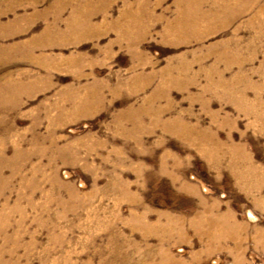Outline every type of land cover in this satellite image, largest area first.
<instances>
[{"label":"rangeland","instance_id":"1","mask_svg":"<svg viewBox=\"0 0 264 264\" xmlns=\"http://www.w3.org/2000/svg\"><path fill=\"white\" fill-rule=\"evenodd\" d=\"M262 134L264 0H0V264H264Z\"/></svg>","mask_w":264,"mask_h":264},{"label":"snow or ice","instance_id":"2","mask_svg":"<svg viewBox=\"0 0 264 264\" xmlns=\"http://www.w3.org/2000/svg\"><path fill=\"white\" fill-rule=\"evenodd\" d=\"M241 127H243V125H241ZM262 135H264V134H262ZM238 136H239V134L237 133V137H238ZM257 151H258V152L264 151V148H257ZM149 179H150V180L152 179L151 175H149ZM203 191H204V192H207L208 189L205 188ZM248 215L251 216V213H249Z\"/></svg>","mask_w":264,"mask_h":264}]
</instances>
